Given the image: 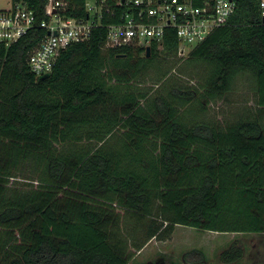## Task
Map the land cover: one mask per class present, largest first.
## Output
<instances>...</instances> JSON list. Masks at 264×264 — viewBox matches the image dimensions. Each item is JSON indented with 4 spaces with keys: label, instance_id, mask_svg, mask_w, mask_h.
Here are the masks:
<instances>
[{
    "label": "trees",
    "instance_id": "obj_1",
    "mask_svg": "<svg viewBox=\"0 0 264 264\" xmlns=\"http://www.w3.org/2000/svg\"><path fill=\"white\" fill-rule=\"evenodd\" d=\"M236 1L227 24L187 59L211 65L206 88L212 98L228 90L234 71L252 70L257 105L264 108L259 0ZM21 2L44 19L47 0ZM70 15L83 16L82 9ZM45 35L36 27L0 47V264H128L151 239H170L177 225L264 235L259 122L224 131L188 126L177 117L196 92L172 88L167 97H148L131 84L143 70L140 62L178 59L172 34L146 57L138 48H105V31L97 29L62 51L50 74L36 78L27 61ZM112 80L116 84L108 85ZM84 140L90 148L79 146ZM27 160L35 178L14 176ZM238 219L243 228H221ZM244 254L234 240L217 258L233 264ZM183 261L206 258L193 250ZM155 264L173 262L160 257Z\"/></svg>",
    "mask_w": 264,
    "mask_h": 264
},
{
    "label": "built area",
    "instance_id": "obj_2",
    "mask_svg": "<svg viewBox=\"0 0 264 264\" xmlns=\"http://www.w3.org/2000/svg\"><path fill=\"white\" fill-rule=\"evenodd\" d=\"M47 0L44 19L37 20L20 0L0 11V47H10L38 27L45 37L28 57L30 72L43 77L52 72L68 46L88 41L97 29L105 31V48H147L159 52L168 36L176 39V57L188 58L237 9L236 0ZM264 23V0H259ZM82 9L83 16L70 13Z\"/></svg>",
    "mask_w": 264,
    "mask_h": 264
},
{
    "label": "rangeland",
    "instance_id": "obj_3",
    "mask_svg": "<svg viewBox=\"0 0 264 264\" xmlns=\"http://www.w3.org/2000/svg\"><path fill=\"white\" fill-rule=\"evenodd\" d=\"M10 7L11 0H0V11ZM137 68L143 70L137 73L138 76L132 77L131 84L141 83L140 88L146 91L153 90L155 94L159 93L165 97L167 95H164V93L169 94L172 88L182 91L190 89L191 92H196V95H192L194 98L196 96L198 98L181 108L178 114L177 120L181 123H186L188 126L195 124L214 125L224 131L229 126L253 119L264 128V108L257 105L256 73L250 69H237L234 71L228 84V90L216 98H212L207 94L208 90L206 88L207 80L212 71L211 65L207 62L190 59H176L175 61L151 59L149 62H140ZM167 71H169L167 73L169 76L161 83H157L155 78ZM130 75L129 73L128 77ZM110 82H108V85L116 84L113 80ZM95 119L96 117L90 120L93 121L92 124L96 125ZM86 142L84 140L79 146L83 148L88 146ZM112 143L113 139L109 142V146ZM59 147L57 146L58 149ZM33 163L36 164V162H32V165H34ZM29 164H31L29 160L22 163L14 171V176L35 178L29 173ZM43 165L41 164V166ZM35 174L37 175V173ZM220 224H222L221 228L223 229H240L244 227L245 222L238 219L237 222ZM171 236L172 240H168L167 246L171 248L168 255L173 260V264H183V254L193 250L203 252L206 257V263L203 264H220L217 258L218 254L228 248L234 240H238L243 244L245 254L241 260L233 264H264V235L261 234L216 233L179 226ZM159 253H161V250L157 244L147 246L142 251L140 250L130 260L129 264L154 262L161 255Z\"/></svg>",
    "mask_w": 264,
    "mask_h": 264
},
{
    "label": "crops",
    "instance_id": "obj_4",
    "mask_svg": "<svg viewBox=\"0 0 264 264\" xmlns=\"http://www.w3.org/2000/svg\"><path fill=\"white\" fill-rule=\"evenodd\" d=\"M171 72V71H170ZM169 73V72H168ZM169 75L167 74V77H168ZM165 79V78H164ZM164 79H163V81H164ZM138 83V82H137ZM159 83H161V82H159ZM142 84L141 83H138V84H136V85H134L135 86V88H137L139 91H141V92H145L146 90H144L143 88H140V86H141ZM135 90V89H134ZM155 91V90H154ZM157 94V93H156ZM154 92H153V90H151V91H148L147 90V95H148V97H154L155 95H156ZM141 103H140V105L141 106H143L144 105V101L142 100V101H140ZM191 103V102H190ZM177 227H179L178 225L175 227V229L177 228ZM171 240H172V236H171V238H170ZM170 239H167V240H165V241H157L156 239H151L142 249H141V251L144 249V248H146L147 246H150V245H153V244H157L159 247H160V250H161V253H159V254H161L160 256H158L157 257V259L158 258H160V257H165V258H167L168 260H170L171 262H173V260L169 257V253L171 252V248H170V246H167V244H168V240H170ZM169 251V252H168ZM140 252V251H139ZM138 252V253H139ZM137 253V254H138ZM203 253V252H202ZM136 254V255H137ZM184 255V254H183ZM206 258V257H205ZM156 259V260H157ZM156 260L154 261V262H147V263H142V264H155V262H156ZM182 261H183V256H182ZM130 263V262H129ZM128 263V264H129ZM183 264H187V263H185L184 261H183Z\"/></svg>",
    "mask_w": 264,
    "mask_h": 264
},
{
    "label": "water",
    "instance_id": "obj_5",
    "mask_svg": "<svg viewBox=\"0 0 264 264\" xmlns=\"http://www.w3.org/2000/svg\"><path fill=\"white\" fill-rule=\"evenodd\" d=\"M149 55H150V50H149V48H147L146 51H145V56L149 57Z\"/></svg>",
    "mask_w": 264,
    "mask_h": 264
}]
</instances>
